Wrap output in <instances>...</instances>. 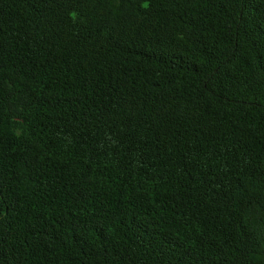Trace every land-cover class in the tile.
<instances>
[{
    "label": "trees",
    "instance_id": "1",
    "mask_svg": "<svg viewBox=\"0 0 264 264\" xmlns=\"http://www.w3.org/2000/svg\"><path fill=\"white\" fill-rule=\"evenodd\" d=\"M0 264H264V0H0Z\"/></svg>",
    "mask_w": 264,
    "mask_h": 264
}]
</instances>
